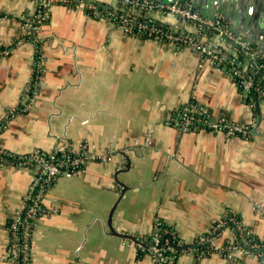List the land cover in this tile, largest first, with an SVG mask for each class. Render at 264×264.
Returning a JSON list of instances; mask_svg holds the SVG:
<instances>
[{
  "label": "crops",
  "instance_id": "0c3cea01",
  "mask_svg": "<svg viewBox=\"0 0 264 264\" xmlns=\"http://www.w3.org/2000/svg\"><path fill=\"white\" fill-rule=\"evenodd\" d=\"M90 1L97 8L53 3L35 36L26 23L35 1L0 0V146L54 152L72 141L102 156L45 192L48 212L33 230L31 264H158L136 243L151 236L157 220L194 246L226 213L238 215L254 238L237 254L246 264H264L253 252L264 243V100L249 98L224 64L167 39L128 34L107 20L111 0ZM246 4L237 11L257 12L259 20L264 7ZM161 20L241 54L214 28L169 14ZM245 58L248 71L255 57ZM190 102L208 108L212 119L251 130L182 131L170 119ZM32 180L31 167L0 164V264H8V220ZM113 206L118 233L108 224ZM233 230L215 242L234 241ZM175 264L227 262L220 251L199 257L191 249Z\"/></svg>",
  "mask_w": 264,
  "mask_h": 264
},
{
  "label": "built area",
  "instance_id": "2783aa9c",
  "mask_svg": "<svg viewBox=\"0 0 264 264\" xmlns=\"http://www.w3.org/2000/svg\"><path fill=\"white\" fill-rule=\"evenodd\" d=\"M34 1L36 3V11L28 16L26 23L31 25L36 33L40 31L42 23L47 19L53 3L64 2L72 7L82 9H94L98 6L96 2L90 0ZM191 2L192 0L180 3H163L156 0H111L107 7L106 18L114 26L128 34L141 33L148 35L149 38L167 39L176 48L189 47L197 50L205 58L224 64L231 78L235 79L239 77L242 91L247 96H252V92H257L264 98V87H262L260 81L255 80L253 75H247L248 72L240 66L238 55L229 53L227 46L222 43L207 42L198 34L186 31V29H178L172 25V27L167 26V28H164L161 24H155L156 20L160 19L162 15L169 14L195 22L199 28H214L216 34L221 38H229L235 45L234 49H237L239 53L246 57H255L248 71L255 73L264 70V57L261 56L259 51L239 40L224 24L218 21L207 20L191 13L188 7V4ZM253 53H256V55H253ZM36 58L37 66L34 70L37 72V70L42 69V58L40 55L36 56ZM30 106L31 103L26 104V108ZM193 114L197 115L196 120L198 122L204 124L214 132H225L228 135H246L251 130L250 126L240 125L224 117L212 119L209 116L208 108L196 102H190L181 111L174 114L170 119V123L182 131H187L192 129L191 116ZM58 151L61 153L59 157H55L51 151L39 148L29 153L17 154L0 146V164L11 163L17 166H29L33 170V180L30 189L25 194L22 205L15 212L13 221H11L13 243L11 245L8 244L6 251L8 264H20L18 260L19 244L16 242L18 236L23 238V251L25 250L23 263H26L28 259L27 250L30 248L28 237L32 233L30 219L34 216L39 218V216L48 212L43 202V196L49 186L60 176L75 174L80 171V167L88 165L90 162L102 157L101 154L90 148L88 144L82 143L76 146L72 141L64 142ZM234 222L237 228H241L240 220H234ZM161 223H163L162 220H157L151 236L145 239L139 238L136 243L141 249L148 248L147 251L158 264H175L183 253L179 254V248L174 246V244H182L184 241L178 238L173 229H162ZM220 226L221 223L216 221L213 230L218 229ZM19 230H21L20 235ZM162 231L168 235L165 241L161 237ZM216 237L205 234L198 238L197 243H210L207 251L209 253L215 251L222 252L225 255L227 264H246L237 254L238 251H248V247L252 246V244L247 242L243 232L235 235L234 241L220 245L215 242ZM253 245L259 246V244ZM262 246H264V243ZM262 254L264 255V252Z\"/></svg>",
  "mask_w": 264,
  "mask_h": 264
},
{
  "label": "water",
  "instance_id": "95a60500",
  "mask_svg": "<svg viewBox=\"0 0 264 264\" xmlns=\"http://www.w3.org/2000/svg\"><path fill=\"white\" fill-rule=\"evenodd\" d=\"M163 3L184 2L186 0H156ZM245 1L248 10L249 3L253 2L254 7L259 6L260 10L264 7V0H192L188 7L191 13H194L204 19L218 21L224 24L239 40L246 45H255V49L264 54V14L257 20V12L249 14L244 8L237 11L240 3ZM245 6V7H246ZM255 9V8H254ZM259 100L257 107L261 113ZM260 119V118H259ZM116 206V205H115ZM115 206L110 211L108 224L116 232L112 223V216Z\"/></svg>",
  "mask_w": 264,
  "mask_h": 264
},
{
  "label": "trees",
  "instance_id": "16d2710c",
  "mask_svg": "<svg viewBox=\"0 0 264 264\" xmlns=\"http://www.w3.org/2000/svg\"><path fill=\"white\" fill-rule=\"evenodd\" d=\"M44 21H46V19ZM160 22H162V23H160ZM155 24H161V26H163L164 28H167V26L168 27L171 26V24H169L167 22L161 21V18L158 19V20H156V23ZM165 31H168V30H165ZM34 35L36 36V32L35 31H34ZM134 35L148 37V35L141 34V33H137V34H134ZM37 44L39 46V43H37ZM38 55L39 54H37L36 56H38ZM237 55H238V59L244 62L241 65V67H242L245 64V62H246V58L242 54H237ZM216 63H218V62H216ZM246 72H248L247 75H253L255 77V80L260 81L262 87H264V70H260V71L255 72V73L253 71H246ZM234 81H236L240 85V87H241L240 78L239 77L235 78ZM249 98H262V96L259 93H257V92H252V96H249ZM262 99L264 100V98H262ZM182 108H180L177 112L181 111ZM208 112H209V110H208ZM196 116H197L196 114H193L191 116L192 117V125H191V128L192 129H199V128H207V129H210V128L206 127L204 124L198 122L196 120ZM209 116L211 117V113L210 112H209ZM2 125L0 124V128H1ZM52 154L55 157L61 156V153L58 150L52 152ZM96 160H98V159H96ZM86 166L87 165L82 166L79 169L82 170ZM13 218H14V216H12L8 220V229H9V234H10V236H9V242H8L9 245H11L13 243V235H12V229H11V221H13ZM37 220H38L37 216H34V217H32L30 219L32 233L28 237V242H29L30 248H28V250H27V258L28 259L26 260V263L25 264H31V261H32V251H33L32 249H33V244H34V241H33V230H34V228H35V226L37 224ZM234 220H240V217L238 215L232 216L231 214H227L226 213L221 219H219L217 221V222H220L221 223V226L218 229H216V230H213V228H212V230L209 233H206V234H209L211 236H219L227 228H230V229H234L233 231L236 232V235H239L240 231L243 232V230H242L243 228H237ZM160 225H161V228L162 229H165V228L173 229V231L177 234L178 238L182 239L181 236L178 234L177 230L174 227L166 224L165 222L161 223ZM20 234H21V230H19V235ZM243 234L246 237V239L249 240V241H251V240L254 239L253 236H252V234L250 233V231H249V229L247 227L244 228ZM161 237H162V240L165 241V239L168 237V235L166 233H164V231H162ZM197 241H198V239H197ZM16 242H18V244H19V248H18V251H19V254H18L19 263L20 264H24L23 263V258H25V250L23 251V238L21 236H18V238H16ZM174 246H176L177 248H179V251H180L179 254L181 252L184 253L185 251L191 250V249L195 250L196 251V255L199 256V257L206 256V255L210 254L207 251L209 249V246H210V243H208V242H201V243H197L196 242V244L194 246H191L188 243L182 242V244H174ZM195 248H197V249H195ZM147 250H148V248H146V249L139 248V251L140 252H144V251H147ZM263 250H264V246H263V248H254L253 249V252L255 254H260V253H262Z\"/></svg>",
  "mask_w": 264,
  "mask_h": 264
},
{
  "label": "rangeland",
  "instance_id": "374dc122",
  "mask_svg": "<svg viewBox=\"0 0 264 264\" xmlns=\"http://www.w3.org/2000/svg\"><path fill=\"white\" fill-rule=\"evenodd\" d=\"M210 29H212V28H210ZM212 31H214V32H216L215 30H212ZM28 168V167H27ZM152 256V255H151Z\"/></svg>",
  "mask_w": 264,
  "mask_h": 264
}]
</instances>
